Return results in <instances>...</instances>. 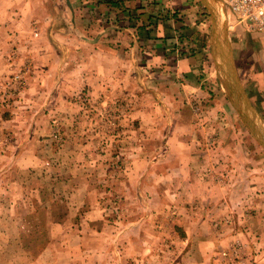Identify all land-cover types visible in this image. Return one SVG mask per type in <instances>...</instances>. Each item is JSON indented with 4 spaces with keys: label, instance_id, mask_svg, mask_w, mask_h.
<instances>
[{
    "label": "rangeland",
    "instance_id": "1",
    "mask_svg": "<svg viewBox=\"0 0 264 264\" xmlns=\"http://www.w3.org/2000/svg\"><path fill=\"white\" fill-rule=\"evenodd\" d=\"M18 1L0 2V264H264V38L217 0H76L68 29ZM127 25L170 54L100 38L107 67L97 33Z\"/></svg>",
    "mask_w": 264,
    "mask_h": 264
},
{
    "label": "crops",
    "instance_id": "2",
    "mask_svg": "<svg viewBox=\"0 0 264 264\" xmlns=\"http://www.w3.org/2000/svg\"><path fill=\"white\" fill-rule=\"evenodd\" d=\"M74 1L76 0H20V21H23V22L30 21V22H33V24L34 23L37 24L38 22H41V20H44V21L48 20V25H50V23L53 21V18L55 17L54 19H60V22H58L60 28L65 27L68 29V26H70V23L77 24L76 22L77 19L74 15L75 9H72V3ZM0 2H3V0H0ZM17 3H19V1ZM71 18L73 21H71ZM36 27L38 26L35 25L34 28ZM52 29H51L52 31L51 33L54 32L55 34H57V31L55 32ZM88 32H91L90 29L88 31H84V30L79 31V32L76 31V34L78 36L81 35L82 37L85 33L88 34ZM163 32L164 31L162 32L157 31L156 34L158 36L156 35V37H153L154 32L150 33L149 31H146L145 28H139V26H136V25L134 26L127 25L126 27L122 29L116 26H114L112 29L106 28V30L104 31L102 29L99 33H97V35L100 34L101 37H98L97 39L98 46L96 45L97 46L96 49H98L100 53L104 54V56H107L110 58V60H106L107 62H109L106 65L107 67H110V63H112V69L114 67H119L120 65V62L118 60H115V56H117L116 55L117 53L113 49V47L107 44L99 45V42L101 41L99 40L100 38H102V42L116 43L118 39L122 41V36L130 35L129 40L131 41V38L134 39V43L139 44L141 43V41L146 42L144 45L142 44L140 45L142 46V50L144 53H146V51L151 49L153 46L154 49H158L160 47L159 49H161V51L164 52L165 55H169L170 53L166 52L167 48L165 46L168 41L163 39L161 40L163 43L158 44L159 42H161L160 39L158 38L163 37L162 36ZM151 34H152V37H151ZM152 38H157L159 40V41H156L158 42L156 45H153L154 41L152 40ZM89 42L92 43L91 41ZM131 46H133V44L130 45V47ZM116 47H118V45H116ZM134 47L132 48V50L134 49ZM178 63H180L179 60L176 61V64L177 66H180ZM164 68H166V66H164ZM190 70L191 69L189 68L187 69L184 68L182 72L187 73Z\"/></svg>",
    "mask_w": 264,
    "mask_h": 264
},
{
    "label": "built area",
    "instance_id": "3",
    "mask_svg": "<svg viewBox=\"0 0 264 264\" xmlns=\"http://www.w3.org/2000/svg\"><path fill=\"white\" fill-rule=\"evenodd\" d=\"M154 1V0H153ZM231 28L264 38V0H217Z\"/></svg>",
    "mask_w": 264,
    "mask_h": 264
},
{
    "label": "water",
    "instance_id": "4",
    "mask_svg": "<svg viewBox=\"0 0 264 264\" xmlns=\"http://www.w3.org/2000/svg\"><path fill=\"white\" fill-rule=\"evenodd\" d=\"M199 1L207 4V0H199ZM211 43H212V45H211L212 46V51H214L216 54H224V56L226 58V62L228 64V68H229V70L231 72H233L234 71L233 70V66H232V64L230 62L229 56L227 55V53H229L228 52L229 46H228L225 34L224 33L221 34L219 29L217 28V26L213 27V30H212V33H211ZM232 85H233V87L234 86L236 87V90H237L238 94L242 96V91H241L240 86L237 83L236 78H233ZM242 116H243V118L245 120H248L246 115H242ZM259 142L264 147V140H260V138H259Z\"/></svg>",
    "mask_w": 264,
    "mask_h": 264
},
{
    "label": "bare ground",
    "instance_id": "5",
    "mask_svg": "<svg viewBox=\"0 0 264 264\" xmlns=\"http://www.w3.org/2000/svg\"><path fill=\"white\" fill-rule=\"evenodd\" d=\"M213 52V51H212ZM218 56V55H217ZM221 56H223L222 54H221ZM216 57V56H215ZM220 59V58H219ZM222 59V58H221ZM217 61V60H216ZM222 61H224V60H222ZM219 62V61H218ZM225 62H226V60H225ZM227 63V62H226ZM225 64V63H224ZM232 64V63H231ZM222 67H224V66H222ZM227 67V66H226ZM227 70H228V67H227ZM222 72V71H221ZM224 72V71H223ZM228 74V73H227ZM233 74V73H232ZM231 76V75H230ZM229 80V79H228ZM222 81H224V80H222ZM233 87V86H232ZM235 87V86H234ZM236 88V87H235ZM233 91H234V88H233ZM233 91L231 92V93H233ZM235 92V91H234ZM235 94H236V92H235ZM234 94V95H235ZM238 94V93H237ZM241 96V95H240ZM235 96H233V98H234ZM242 97V96H241ZM240 97V98H241ZM240 98H238V99H240ZM243 99H244V97H243ZM239 101H241V100H239ZM242 101H244V100H242ZM236 103V102H235ZM239 103V102H238ZM238 103H237V105H238ZM244 104V103H243ZM246 104V103H245ZM247 106V105H246ZM240 107V106H239ZM238 108V107H237ZM243 108V107H242ZM239 109V108H238ZM244 109V108H243ZM245 109H247V108H245ZM249 113H250V110H247ZM247 112V113H248ZM250 118V117H249ZM253 121V120H252ZM251 122V121H250ZM260 122V121H259ZM251 128V127H250ZM252 129V128H251ZM253 130V129H252ZM258 131V130H257ZM256 131V132H257ZM252 132V131H251ZM258 133V132H257ZM259 136V135H258Z\"/></svg>",
    "mask_w": 264,
    "mask_h": 264
}]
</instances>
